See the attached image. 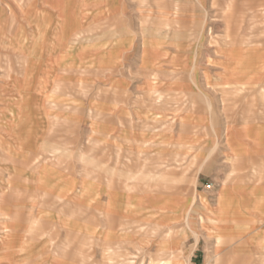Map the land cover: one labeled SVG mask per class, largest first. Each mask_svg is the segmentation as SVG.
Returning a JSON list of instances; mask_svg holds the SVG:
<instances>
[{
  "label": "rangeland",
  "instance_id": "374dc122",
  "mask_svg": "<svg viewBox=\"0 0 264 264\" xmlns=\"http://www.w3.org/2000/svg\"><path fill=\"white\" fill-rule=\"evenodd\" d=\"M50 1L55 4L50 7L52 12L43 0L34 3V15L37 13L40 19L42 12L45 14L43 39L36 29L32 50L25 46L22 54L0 52V73L5 80L0 84V125L33 126L32 139L25 137L28 133L18 134L28 145L19 143L21 148L13 150L0 144V222L23 226L14 233L18 239L14 235L9 243L10 250H15L10 253H17L16 245L21 240L24 248L39 246L46 234L54 249L60 248L55 254L64 264H90L97 252L101 259L109 249L115 257L121 256L122 245L117 240L121 232L133 233L132 247L141 234L150 240L156 237L170 241L167 233L173 231L165 225L155 228L141 213L131 212L130 218H123L113 211L103 212L94 205L103 203L102 194L95 193L85 181L81 191L74 184L86 179L117 190L129 183V192L134 195L161 193L182 198L192 194L195 185L189 174L169 180L172 175L164 174L169 165L163 164V174L155 175L152 158L160 152L163 158L181 157L184 154L180 151L191 146L185 156L195 162L201 161L197 156L212 161L213 171L225 139L231 147L235 141L234 126L264 118L260 116L264 112V4L232 0L227 12L230 19L223 22L214 16L204 19V12L198 9L196 19H184L186 6L172 0ZM12 2H16L14 11L19 13L28 1ZM255 7L257 13L253 14ZM210 8L217 11V5ZM19 14L21 20L27 16ZM75 16L78 27L73 24ZM228 24L230 31L224 30ZM235 28L243 35L229 36L227 32ZM15 29L18 38L25 37V27L9 30L15 33ZM190 30L201 35L190 37ZM144 42L155 44L157 49L173 46L175 52L165 53L158 64L146 63L142 58ZM251 47L254 51H241ZM26 77L32 78L33 84L21 86ZM8 80L13 82L11 86ZM15 87L17 104L10 99ZM16 105L17 115L13 113ZM170 114L173 116L165 118ZM150 115L162 116V120L155 121ZM263 138L264 131L256 133L254 139ZM42 166L48 168L49 176L42 175L49 179L48 184L36 181ZM61 173L66 183L65 197L58 196L52 185ZM124 177L130 181H122ZM203 182L207 187L214 186L209 178ZM125 199L130 203L134 200L131 196L104 198L113 208L120 207ZM143 200L137 197L134 204ZM191 200L194 205L198 201L203 205L199 196L184 199L178 203L182 208L179 219L198 240L199 232L191 221ZM210 213L206 218L201 216L200 223L211 225V233L217 231L213 225L220 216L212 221ZM145 215L154 217L157 213ZM198 219L194 220L196 227ZM129 220V226H125L123 222ZM133 221H137L135 226ZM177 230L179 242L186 244L185 228ZM58 233L63 234L59 247ZM184 246L178 244L177 252H163L161 258L184 263ZM41 259L35 264H41Z\"/></svg>",
  "mask_w": 264,
  "mask_h": 264
},
{
  "label": "crops",
  "instance_id": "0c3cea01",
  "mask_svg": "<svg viewBox=\"0 0 264 264\" xmlns=\"http://www.w3.org/2000/svg\"><path fill=\"white\" fill-rule=\"evenodd\" d=\"M27 1L28 2L25 3L27 6H22L19 12H23V15L25 13L27 16L21 20L22 15L14 11L13 5H16V2H12V0H0V52L22 54L25 46L27 49L29 48L32 50L33 36L36 29L40 30V36H42L43 39L45 31L47 30L46 25L43 22L45 14L42 12V18L40 19L38 18L37 13L34 15V3H37L39 0ZM172 1L175 4L186 6L184 10L186 14L183 13L185 14L183 17L187 20L196 19V15H198L197 9L199 12H204L202 17L206 20L212 19L211 16L217 17L218 21L223 22L230 19L227 12L229 11L228 7L232 4V0ZM249 1L252 4V0ZM43 3H46V6L49 7L48 11L52 12L50 7H54L55 4L50 0H43ZM253 4L256 5L255 2H253ZM257 4H264V0H258ZM190 5H199L202 7L201 9L189 8ZM214 5H217L216 12L210 8L211 6L214 7ZM204 6L210 7L207 8ZM57 7L58 8L56 9L59 11L60 7ZM256 8L257 7H255L254 10L252 9L253 11L251 10V13L256 14ZM62 15L63 20H65L63 13ZM238 18L239 16L235 19L237 20ZM75 19L76 16L73 17V21L75 22L73 23L74 26L77 24ZM15 27H25L27 31L26 34H24L25 37L20 36V38H18V32L16 29L15 33L10 32L9 29ZM76 27L78 26L76 25ZM227 27L228 29L225 28L224 30L230 31L231 27H229V24ZM74 30L76 31L75 27ZM227 33H229V36L243 35L242 30L238 32L236 28L234 29V32ZM253 33H249V35H252ZM254 34H256V32ZM187 35L194 37V35L199 36L201 34H195L193 30H190ZM244 35L248 34L244 33ZM189 43L192 44V40H189ZM172 48L174 49L176 47L172 46ZM173 49H157L155 44L151 45L150 43V45H147V43L144 42L142 45V58L146 63L151 64L157 62L158 64L160 58H164L165 56L163 55H165V53H172L171 50ZM246 49L254 51L252 50V47L242 48L241 51H246ZM107 53H110V50H108ZM172 57L176 60L174 58L175 56L172 55ZM0 69H3L2 66H0ZM2 79L3 78L0 73L1 85L5 83V80ZM32 80V78L29 80L28 77H26L21 86L33 84ZM8 83L10 86L13 84L11 80H8ZM13 89L10 99L17 104L19 100L16 93L17 88L15 87ZM13 113L15 115L18 114L17 105L13 107ZM169 116H173V114L167 115L165 118ZM186 116L187 115H185L184 120L188 121L189 118ZM260 116L263 118L264 112ZM152 117L155 118V121L162 120V116L160 118H156L157 116ZM152 117L150 115V118ZM174 117H176V115ZM181 121H183L182 118ZM262 131H264V118L256 121H244L243 123L241 122L240 124L238 123L235 125L233 128L235 141H233V145L231 147L227 142V139H225V144L222 146L223 150L221 157L219 161H217L218 166L213 171L210 169L212 161L197 156L196 158H200L201 161L195 162V159H190L185 156L189 153L191 146H189V148H185L183 151H180L184 154L181 157H175L172 155L163 158L161 156V152L160 156L155 155L157 154V151L154 152L153 154L155 156L152 158V164L156 166L154 169V171H157L154 173L155 175H162L164 172L162 165L166 164L169 165V167L165 170L167 172H164V174L172 175L168 178L169 180H178V174H189L190 178L193 179L195 189L192 190V194L185 195L182 198H178L174 194L167 195L161 193L147 194L143 192L134 195L129 192V183L122 186L120 190H117L116 188L112 189L111 186L106 184L93 183L86 179H81L80 182L74 184V186L80 188L81 191L82 182L85 181L93 187L95 193L102 194V197L100 198L103 199V203H94V205H97L95 208H99L103 212L107 213L113 211L121 214L123 218H130L131 212L135 214L141 213L144 214L143 217L149 218L150 222L154 223L155 228H162L165 225L164 227L170 228L169 230L173 231L167 233V235L170 236V241L167 242H162L161 238L158 239L156 237H153V239L150 240V237L141 234L137 237L136 241L138 243L135 244V247L130 246L134 245L131 242L134 239L132 237L133 233H130L129 231L121 232L117 238V240H119L118 243H121L122 245L121 256L119 258L115 257L113 249L111 252L109 249V252L107 251L105 253V257L101 259L99 258V254L97 252L90 260V264H101L102 261H104V264H264V173L262 172L264 165V138L262 140L254 139L256 133H261ZM1 132H8L11 135L8 137L1 135L0 144L5 148L16 150L21 148L19 143L21 145L24 143L25 145H28V143L20 139L21 135L19 136L18 134L28 133L25 137L28 138V140L32 139L33 126H30L29 124L9 126L0 125V133ZM7 140L10 141L9 144H5ZM153 143L156 144V142ZM176 148L179 149L177 146ZM172 154H174V152ZM181 164H185V166L178 169V166ZM191 165H195V167H192ZM12 169L16 170L14 167ZM208 171L209 175H206V172ZM48 172V168L46 166H42L37 173V176H35L37 179L36 181L45 180L46 184H48L49 179H45L42 176L45 174L44 176L48 177ZM206 178L213 181L214 186L207 187V185L203 182ZM139 179H141V177H139ZM156 179L160 178H153V180ZM57 180L56 183L53 182L52 185H54V189H57L56 191L58 196L65 197L66 183L64 175L62 173L58 175ZM122 181L128 182L130 181V178L124 177L122 178ZM201 186H204V188L200 190ZM107 195L127 198L131 196L134 200L131 203L128 202V199L122 200V205H120V207L113 208L112 206L106 204L107 201L104 200ZM193 195H195V197L199 196L201 202L203 203L202 205L198 201V203L194 205L192 200L190 203L192 208H194L191 214V221L194 225L193 227L199 232L198 240L194 238V234L186 227V224H183L179 219L182 208L181 206L178 207V203L183 202L184 199H191ZM137 197L144 198L141 204H134L135 198ZM156 198H159L158 202L156 201ZM166 200L169 201V204H162V201L166 202ZM207 203L208 206L206 205ZM191 206L186 211L188 215ZM213 211H215V213ZM152 212L157 213V216L151 217L150 215H145ZM207 212H211L210 220L212 221L216 220V218L220 216L218 222L213 225L214 228H217V231H212L210 233L212 226L208 225V223L202 226L200 223L201 216L205 217ZM213 214L215 216L211 217ZM195 215H198L197 218H199L197 227L194 224V220L197 219L194 217ZM130 222L131 221L129 220L123 223H125V226H129ZM136 222L137 221H133L132 225L135 226ZM206 225L208 226L206 227ZM22 227L23 226L20 223L17 224L7 221L0 222V231L5 232V234L3 232L0 236V264H35L34 261L40 256H42L41 264H64V260L55 254V252L59 251L60 248L54 249L52 246L53 243L51 244V240L46 234L42 237V241L38 243L40 244L39 246H33L30 249L28 245H26L25 248L23 247V243L21 244L22 240L20 243L18 241L16 245L17 253L11 254L10 251L15 252V250H10L11 248H9V243L13 240V238L17 237L18 239V236L14 233L20 232ZM178 228H185V237H187L186 244L179 242L180 239H178L176 235L178 234ZM247 231L248 233H246ZM107 236L110 237L111 234L108 233ZM56 237L57 247H59L63 234L61 233L60 235L58 233ZM164 244L166 245L164 246ZM178 244L185 245L183 248L184 257H186L185 262H176L177 259H175V261L173 260L174 262L171 260L168 261L169 259H165L164 261L168 262H164L161 258L162 253L166 252L167 254V252H177ZM22 249L23 253L20 252Z\"/></svg>",
  "mask_w": 264,
  "mask_h": 264
},
{
  "label": "bare ground",
  "instance_id": "6f19581e",
  "mask_svg": "<svg viewBox=\"0 0 264 264\" xmlns=\"http://www.w3.org/2000/svg\"><path fill=\"white\" fill-rule=\"evenodd\" d=\"M204 201H205V199H204ZM207 205V204H206ZM215 215L213 214V215H211V217H214ZM214 220V219H213ZM215 230H216V228H215ZM197 235V234H196ZM197 238V237H196ZM165 245V244H164ZM172 264H174V263H172Z\"/></svg>",
  "mask_w": 264,
  "mask_h": 264
}]
</instances>
